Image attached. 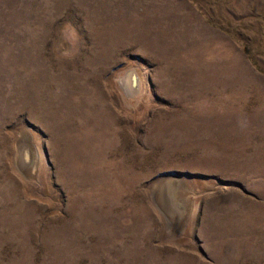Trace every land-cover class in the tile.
Wrapping results in <instances>:
<instances>
[{"label": "rangeland", "instance_id": "1", "mask_svg": "<svg viewBox=\"0 0 264 264\" xmlns=\"http://www.w3.org/2000/svg\"><path fill=\"white\" fill-rule=\"evenodd\" d=\"M0 264H264V0H0Z\"/></svg>", "mask_w": 264, "mask_h": 264}, {"label": "bare ground", "instance_id": "2", "mask_svg": "<svg viewBox=\"0 0 264 264\" xmlns=\"http://www.w3.org/2000/svg\"><path fill=\"white\" fill-rule=\"evenodd\" d=\"M120 81L119 83L121 84L122 88L125 90V92L127 93H133L136 91L137 89V85L139 84L140 80L136 74V71L134 70H129L127 71L121 78H119ZM136 93V92H135ZM135 95V94H134ZM25 142V141H24ZM18 151H19V154L20 155H24L25 152L29 151V149L27 148V146H25L24 144H20V146L18 147ZM35 156L33 154V159L34 160ZM19 159V158H18ZM20 162V161H19ZM36 164V163H35ZM168 188H169V191H168V194H164L162 193L163 190H165V187L163 188V186H160L159 190L161 192V200H162V203H165L168 207H170L172 209L171 206H173L174 204V199H175V194L174 193V188L169 184L168 185ZM162 190V191H161ZM166 191V190H165ZM164 195V196H163ZM162 197L165 199H162ZM171 205V206H170ZM177 205V204H176ZM175 205V206H176ZM174 207V206H173ZM177 207V206H176ZM180 206H178V208H175V210L177 212L180 211L179 209ZM179 210V211H178ZM175 214V212L173 213ZM177 214V213H176ZM178 215V214H177Z\"/></svg>", "mask_w": 264, "mask_h": 264}]
</instances>
